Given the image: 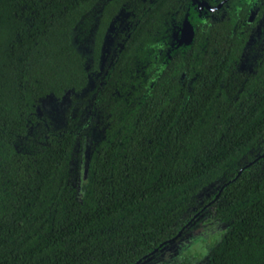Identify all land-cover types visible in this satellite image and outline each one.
Here are the masks:
<instances>
[{"label":"trees","instance_id":"obj_1","mask_svg":"<svg viewBox=\"0 0 264 264\" xmlns=\"http://www.w3.org/2000/svg\"><path fill=\"white\" fill-rule=\"evenodd\" d=\"M129 1L0 0V264H131L204 210L206 258L173 264H264V49L236 68L264 0H148L101 62Z\"/></svg>","mask_w":264,"mask_h":264},{"label":"rangeland","instance_id":"obj_2","mask_svg":"<svg viewBox=\"0 0 264 264\" xmlns=\"http://www.w3.org/2000/svg\"><path fill=\"white\" fill-rule=\"evenodd\" d=\"M148 0H131L124 6L120 7L118 11L112 17L111 23L107 27V31L104 36V42L101 49L103 62L105 58V53L107 52L108 45L111 41V34L118 30L124 25L128 18H130L134 13H137L145 7ZM200 4V3H199ZM260 15V16H259ZM258 15L257 21L254 23L250 30L247 42L242 51V55L237 61L236 68L238 71H245L250 74L253 73L254 61L259 59L261 51L264 49V9H261ZM178 41V38H174ZM81 47L78 45V48ZM84 53L88 52V47L82 48ZM262 83L264 84V74L262 75ZM93 83L90 80L85 87L82 94L87 93L92 87ZM69 103L68 94H64L60 100L48 99L44 104L45 113L49 114L51 119L59 122L62 118L63 111ZM86 111H83L81 117H85ZM89 136L82 142L81 147V157L82 160L79 164V171L77 175L82 177L84 174V160L83 157L87 154V147L90 141L93 140L95 132L92 128H89ZM264 147V138L260 141L258 146L251 152L252 155L258 153ZM219 182L211 184L206 190L201 192L198 196L197 205L202 201V198L211 192ZM222 225L220 223L214 222L210 219V214L208 210L202 211L200 214L196 215L189 224L184 226L180 234L169 242L163 243L161 246H157L156 251L144 257L137 264H173L174 261L182 256L190 257V255L195 256V262H201L206 258V253L212 242L216 240L220 233ZM155 248V247H154Z\"/></svg>","mask_w":264,"mask_h":264},{"label":"water","instance_id":"obj_3","mask_svg":"<svg viewBox=\"0 0 264 264\" xmlns=\"http://www.w3.org/2000/svg\"><path fill=\"white\" fill-rule=\"evenodd\" d=\"M181 38L183 39V41L184 42H188L190 39H191V37H192V33H193V31H192V28H191V25H190V23L186 20V19H183V21H182V24H181ZM264 155V152H262V153H260L259 155H258V157H261V156H263ZM257 158V157H256ZM256 158H254V159H256ZM248 164H250V162H248L247 164H245L244 166H242L241 168H239V170L237 171V173L235 174V176L232 178V179H230V180H227L226 182H224L222 185H221V187L219 188V190H218V192L215 194V196H214V198L211 200V201H213V200H215L217 197H218V194H219V192H220V190L222 189V187L223 186H225L227 183H229L230 181H232L239 173H240V171L242 170V168L243 167H245L246 165H248ZM210 201V202H211ZM210 202H208L207 204H205L203 207H201L200 208V210H202L206 205H208ZM199 210V211H200ZM197 213L198 212H196V213H194L193 214V216L184 224V226H186L196 215H197ZM183 226V227H184ZM182 227V228H183ZM182 228H180L177 232H176V234L174 235V236H172L171 238H169V239H167L166 241H164V242H162V243H160L159 244V246H161L163 243H165V242H169V241H171V240H173L175 237H177L179 234H180V232H181V230H182ZM156 247L155 248H153L148 254H146V255H149V254H151V253H153L154 251H156ZM146 255H144L143 257H145ZM140 259L141 258H139V259H137L136 261H134L133 263H131V264H137L139 261H140Z\"/></svg>","mask_w":264,"mask_h":264},{"label":"flooded vegetation","instance_id":"obj_4","mask_svg":"<svg viewBox=\"0 0 264 264\" xmlns=\"http://www.w3.org/2000/svg\"><path fill=\"white\" fill-rule=\"evenodd\" d=\"M225 0H217V4L214 5V6H209L208 4H206L203 0H193L194 3H196L197 7H204L205 9H209V10H212V9H215V8H218ZM200 3V4H199ZM261 9H264V6L261 8ZM255 14V13H254ZM260 16V15H259ZM258 17H256V19L254 20L253 24L251 25L249 31H248V35H247V39H248V36H249V33H250V30L251 28L253 27L254 23L257 21ZM181 26L179 27V30H178V33L176 35V38H178V41H183V39L181 38ZM247 39L245 41V44L247 42ZM245 46V45H244ZM244 49V47H243ZM243 51V50H242ZM241 55H242V52H241Z\"/></svg>","mask_w":264,"mask_h":264}]
</instances>
